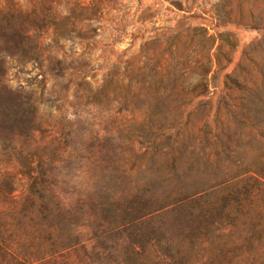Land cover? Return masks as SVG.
<instances>
[{
    "label": "rangeland",
    "instance_id": "obj_1",
    "mask_svg": "<svg viewBox=\"0 0 264 264\" xmlns=\"http://www.w3.org/2000/svg\"><path fill=\"white\" fill-rule=\"evenodd\" d=\"M16 93L0 209L32 158L54 215L30 224L77 240L61 264H264V0H0Z\"/></svg>",
    "mask_w": 264,
    "mask_h": 264
},
{
    "label": "trees",
    "instance_id": "obj_2",
    "mask_svg": "<svg viewBox=\"0 0 264 264\" xmlns=\"http://www.w3.org/2000/svg\"><path fill=\"white\" fill-rule=\"evenodd\" d=\"M24 52L31 61L39 62V52L35 47ZM60 63L59 60L54 66L57 71L61 70ZM8 100V106H0V143L6 142L11 146L16 135L29 136V128L25 124L32 118L35 106L32 97L24 93H16ZM11 150H14L13 145ZM16 155L27 186L19 195L14 194L16 189L13 186L8 209H0V219L6 217L8 220L0 223V255L11 256V264H61L69 254L64 250L76 244L77 240L71 235H60L59 220L52 224L35 223L40 229L30 224L39 214L43 219L54 215L49 202H44L45 195L51 190L45 174L36 172L38 165L32 166V158L22 159L20 153Z\"/></svg>",
    "mask_w": 264,
    "mask_h": 264
}]
</instances>
